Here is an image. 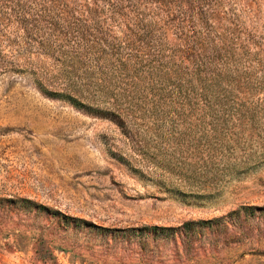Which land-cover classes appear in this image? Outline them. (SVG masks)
Wrapping results in <instances>:
<instances>
[{
  "label": "rangeland",
  "instance_id": "374dc122",
  "mask_svg": "<svg viewBox=\"0 0 264 264\" xmlns=\"http://www.w3.org/2000/svg\"><path fill=\"white\" fill-rule=\"evenodd\" d=\"M0 264H264V0H0Z\"/></svg>",
  "mask_w": 264,
  "mask_h": 264
}]
</instances>
